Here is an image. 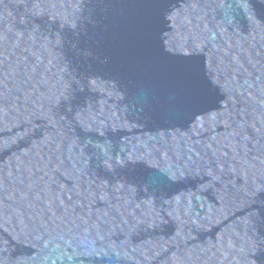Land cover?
Wrapping results in <instances>:
<instances>
[{"label": "water", "instance_id": "1", "mask_svg": "<svg viewBox=\"0 0 264 264\" xmlns=\"http://www.w3.org/2000/svg\"><path fill=\"white\" fill-rule=\"evenodd\" d=\"M0 264H264V0H0Z\"/></svg>", "mask_w": 264, "mask_h": 264}]
</instances>
